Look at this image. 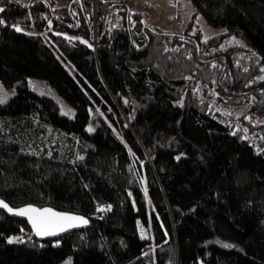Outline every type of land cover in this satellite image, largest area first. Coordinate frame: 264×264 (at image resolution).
Returning a JSON list of instances; mask_svg holds the SVG:
<instances>
[{"label": "trees", "instance_id": "16d2710c", "mask_svg": "<svg viewBox=\"0 0 264 264\" xmlns=\"http://www.w3.org/2000/svg\"><path fill=\"white\" fill-rule=\"evenodd\" d=\"M4 3L0 82L16 95L0 105L8 129L0 128V196L77 211L91 223L57 246L0 208V264H62L70 255L73 264H264V155L253 143L264 147V80L255 79L264 75L256 63L264 64V0H191L186 24L173 31L146 22L149 9L129 0ZM116 10L121 24L112 21ZM200 14L219 29L207 42ZM253 49L260 56L250 60ZM42 82L69 113L40 91ZM178 99L183 107L173 103ZM179 152L187 155L177 160ZM97 201L111 210L93 216ZM8 235L23 242H8ZM149 247L155 251L142 256Z\"/></svg>", "mask_w": 264, "mask_h": 264}, {"label": "snow or ice", "instance_id": "6c2138e0", "mask_svg": "<svg viewBox=\"0 0 264 264\" xmlns=\"http://www.w3.org/2000/svg\"><path fill=\"white\" fill-rule=\"evenodd\" d=\"M9 2H11V0H9ZM30 3H36L37 0H29ZM45 3L48 2V0H44ZM106 2V0H105ZM189 3H191V0H188ZM7 7V5L4 3V0H0V12H4L5 8ZM195 10V9H193ZM30 13H29V17L30 18ZM46 16V14H45ZM191 18V17H190ZM199 22V21H197ZM7 21H5L3 19V17H0V24H6ZM53 23L52 20H47V24L51 25ZM11 27L16 29L17 31H21L24 32L25 29L22 28L20 26L19 23H13L11 24ZM153 31H156L155 28H153ZM224 32H227L228 29H223ZM30 35H34L35 33H29ZM57 35L60 36H64L67 37L69 41H73V40H83V42L85 44H87L89 47H93L92 44L89 43V41L87 39H84L83 37H77V36H69L67 33L64 32H59L57 33ZM173 35H175V33H173ZM182 40L184 39L183 36L180 37ZM203 40L205 42L208 41L209 37L207 35H204ZM232 39L237 43V44H242L243 41L238 40L236 38V36H232ZM133 44L136 45L137 48L142 47V45L137 44L135 40H133ZM245 47H247V45H244ZM197 47H199V45H197ZM221 47H223V45H221ZM169 49L167 47L164 48V51L167 52ZM187 55L189 57H191V53H187ZM260 53L257 52L255 49L252 50V54L251 56L248 57V59H252V57H259ZM237 65H239V61L236 62ZM256 63L260 66V70L262 72H264V64H260V61L257 60ZM217 64V61L213 60L212 61V65L215 66ZM245 72L248 71V68L244 69ZM192 78V77H189ZM255 79L257 80H264V75H260L257 76ZM17 84L20 83V81L16 82ZM248 84L253 83V80H249L247 82ZM28 84L30 86H34V82L31 80V78L28 79ZM201 90L200 85L197 84V86L193 89V93H197ZM261 93H264V89H260ZM43 94V92L41 93ZM16 95L15 92V88H13L12 90H7L4 85L3 82H0V105H4L8 102L9 98ZM216 96H220L219 92L215 93ZM255 96L251 97V101H255ZM128 100L127 98H125V103H127ZM201 103H203V100L200 101ZM173 103L180 105L181 107H183L184 101L183 99H178L173 101ZM63 110V106L62 109ZM225 112L226 115L230 114L228 112L227 109H221ZM70 111H74V110H70ZM109 111H111V109L109 108ZM101 115L103 116V112H101ZM105 119H107V117H105ZM245 119L247 120H252V116H246ZM33 120L38 121V116H34ZM253 123H256V120L252 121ZM259 123H264V121H258ZM109 123H111V121H109ZM229 123H231L229 121ZM236 128H239L240 125L236 124L235 125ZM0 128H4V122L2 120H0ZM4 130L7 132L8 129L4 128ZM87 130L89 132L94 131V127L91 123H89L87 125ZM243 131L245 133L248 132V128L245 127L243 129ZM235 134V131L234 133ZM117 136H120L119 133H117ZM244 139H249L248 136H244ZM0 139H3L2 137H0ZM7 139L9 141L13 140L12 136H8ZM120 139L123 140V137L120 136ZM174 139V138H173ZM258 139L260 140H264V135H261L260 137H258ZM255 149L257 151L258 154H262L264 155V147H261L259 144H255V142L253 141ZM21 152H32L35 153L37 156L41 155V152L38 151L37 149L33 148V147H27V148H20ZM129 152L132 153L133 156H135V152L132 151L131 148L128 149ZM45 155L51 157L53 155L52 151H47L46 153H44ZM187 153L185 152H179L175 159L180 160L181 157L186 156ZM77 160H83L84 159V155L83 154H77ZM201 159H203V157H201ZM76 161L74 160L73 163H75ZM140 163L142 164L143 161H140ZM132 165H129V168L131 169ZM142 180L145 179V177H140ZM83 187L84 188H89V184L88 183H83ZM148 189L147 187H144V193L147 194ZM41 195H43V193H41ZM128 195L131 197L132 196V192L131 189L128 190ZM149 203H151V201L149 200ZM249 204L252 203V201L248 202ZM132 204L133 206H135V199L133 198L132 200ZM0 206H2L3 209H6L8 213H13V214H18L21 217H26L27 221L30 222L31 224V228L32 230L35 232L36 236L38 237H50L52 238L50 240V243L54 244V245H61L62 244V238L60 236V234L63 233H68L73 229L76 228H80L81 226H87L91 223L90 219L88 216L78 213V212H74V211H61L58 210L56 207H52V206H37L35 203H24L20 206H12L10 203L6 202L4 198L0 197ZM112 208V204L110 203H102L100 201L96 202V211H94L92 213L93 216H97V214L101 211H109ZM100 219H103L102 216L99 217ZM137 223H139V221H137ZM148 223L150 224V218L148 219ZM145 226L144 224H140V235L141 238H143L145 236ZM166 231V230H165ZM0 235H3V233H0ZM81 238L83 239L84 237V233L81 232ZM23 239H28L31 240L30 237H24ZM101 239H104V237H101ZM6 240L8 242H23L22 238L19 235H8L6 237ZM219 242V241H218ZM39 244V246L43 247V243L42 242H37ZM121 243H123V241H121ZM100 248H104L105 244L101 243ZM224 246L227 248H233L236 247L237 245L231 244V243H224ZM73 247H77V245H73ZM155 249L152 247H149L148 252H142L141 255L142 256H148L149 253L154 252ZM62 264H73V257L72 256H67L66 259L64 261H62ZM129 264H131V262H129ZM151 264V262H150ZM171 264V262H170ZM200 264H204V261L201 260Z\"/></svg>", "mask_w": 264, "mask_h": 264}, {"label": "rangeland", "instance_id": "374dc122", "mask_svg": "<svg viewBox=\"0 0 264 264\" xmlns=\"http://www.w3.org/2000/svg\"><path fill=\"white\" fill-rule=\"evenodd\" d=\"M137 2H138V0H137ZM168 4L173 9V7H174L173 3L168 1ZM172 9H171V11H172ZM169 12H170V9L169 10H164V11H161V12L158 11V9H154V10L149 9L148 15H146V22L152 24L153 26L159 27V28L163 29L164 31H173V30H175L177 28H180L178 25L174 24L177 20L171 18V14ZM155 15H157L156 16L157 18H154ZM183 18L180 17V16L178 18V21H181V23H182L181 27H183V25H185L186 22H187V17L183 16ZM198 21H199L201 29L204 31V33L207 36L215 33L216 31H219L218 28L208 24L206 22L205 18L201 14L198 15ZM40 87H41L40 91H43L45 93H49L50 95H52L55 98H57L60 101L61 105L63 106V111L66 112V113H69L65 109L66 106L68 105V103L54 89H52L50 85L46 84L45 82H42L40 84ZM241 111H242V109H241ZM229 113H230V111H229ZM70 114H73V112L71 111ZM231 114L232 113H230V115ZM37 115L38 114L36 113V116ZM70 256L73 257V255H70Z\"/></svg>", "mask_w": 264, "mask_h": 264}, {"label": "crops", "instance_id": "0c3cea01", "mask_svg": "<svg viewBox=\"0 0 264 264\" xmlns=\"http://www.w3.org/2000/svg\"><path fill=\"white\" fill-rule=\"evenodd\" d=\"M145 0H138V3H137V6L135 8H138V9H141V8H147V9H158V11H164V10H169L170 9V14L171 12H173V10L175 9L173 7V9L171 8V6L168 4V1L170 2V0H155L158 4H157V7L155 8H152L150 6H147L144 2ZM172 9V11H171ZM181 12V17L183 18V16L186 17V15H189L190 13L188 12H191V9H190V5L188 3L187 0H181V5L179 7V10ZM169 14V15H170ZM157 15L154 16V18H157L156 17ZM184 19V18H183Z\"/></svg>", "mask_w": 264, "mask_h": 264}, {"label": "built area", "instance_id": "2783aa9c", "mask_svg": "<svg viewBox=\"0 0 264 264\" xmlns=\"http://www.w3.org/2000/svg\"><path fill=\"white\" fill-rule=\"evenodd\" d=\"M129 1L132 4V7L135 8L137 3H138L137 0H129ZM144 2L147 6H150L152 8L157 7V4H158L155 0H145ZM170 2L173 3L174 8H175L173 10V12L171 13V18L177 20L174 24L181 27L182 23H181V21H178V18H179V11L178 10H179V7L181 5V0H170ZM112 21H113V23H116V24H121V22H122L121 16L117 10L115 11V15L112 18Z\"/></svg>", "mask_w": 264, "mask_h": 264}, {"label": "water", "instance_id": "95a60500", "mask_svg": "<svg viewBox=\"0 0 264 264\" xmlns=\"http://www.w3.org/2000/svg\"><path fill=\"white\" fill-rule=\"evenodd\" d=\"M1 197V196H0ZM3 198V197H2ZM5 201L6 202H8L6 199H5ZM8 203H10V202H8ZM11 204V203H10ZM37 206H52V207H55V206H53V205H49V204H43V205H41V204H37V203H35ZM12 206H20V205H14V204H11ZM0 208L1 209H3L2 208V206H0ZM57 208V207H56ZM58 210H61V211H72V210H66V209H60V208H57ZM3 210H5L6 212H7V210L6 209H3ZM74 212H77V211H74ZM8 213V212H7ZM78 213H80V212H78ZM9 215H11V216H14V217H18V218H21V219H25L26 221H27V218L26 217H21V216H19L18 214H13V213H8ZM81 214H83V213H81ZM85 215V214H84ZM86 216H88V215H86ZM89 217V219H90V216H88ZM28 222V221H27ZM28 224L30 225V227H31V224H30V222H28ZM90 225V224H89ZM89 225H87V226H81L80 228H76V229H73V230H80V229H84V228H87ZM32 229V228H31ZM73 230H71V231H73ZM70 231V232H71ZM32 232L35 234V232L32 230ZM64 234H66V233H63V234H60V236H62V235H64ZM36 235V234H35ZM37 238H39V239H41V240H44V239H48V238H50V237H38V236H36Z\"/></svg>", "mask_w": 264, "mask_h": 264}]
</instances>
